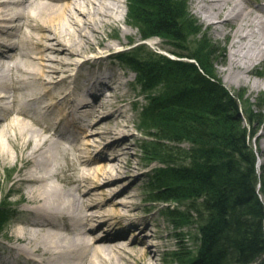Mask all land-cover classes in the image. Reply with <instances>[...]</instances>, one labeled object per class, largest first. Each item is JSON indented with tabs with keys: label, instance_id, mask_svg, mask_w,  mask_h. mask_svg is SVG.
I'll return each mask as SVG.
<instances>
[{
	"label": "bare ground",
	"instance_id": "1",
	"mask_svg": "<svg viewBox=\"0 0 264 264\" xmlns=\"http://www.w3.org/2000/svg\"><path fill=\"white\" fill-rule=\"evenodd\" d=\"M123 3L126 0H0V109H6L0 115V164L16 159L29 167L15 182L12 179L5 197L19 193L15 203L31 215L12 227L8 251L38 257L34 260L39 264H156L154 249L137 236L142 227L152 229L147 219L143 223L134 219L137 203L118 202V194L101 199L111 179L132 176L135 170L127 158V145H108L114 151L109 158L90 160L83 155L103 146L106 135L127 132L123 126L111 125L122 108L89 127L74 128L79 136L66 137L59 127L65 121L72 128L88 108L97 117L111 100L118 99L116 89L108 95L93 84L95 97L88 92L94 99L74 105L71 99L76 91L68 85L73 78L70 68L78 64L74 58L104 43L102 31L116 20L115 10L122 14ZM196 4L209 26L218 22L219 32L230 38L222 70L227 80L258 88L262 82L251 80V75L264 61V20L258 14L263 9L251 0H198ZM69 29V35L64 33ZM6 47L11 54L6 55ZM22 100L35 102L41 112ZM10 101L15 106L5 108ZM44 118L57 123L46 126ZM96 134L99 140L92 139ZM262 137L264 143V128ZM61 218L68 223L62 225ZM125 222L124 233L119 229L109 234ZM129 231L134 233L132 238ZM153 233L159 240L161 231ZM165 243L161 240L156 247L163 248Z\"/></svg>",
	"mask_w": 264,
	"mask_h": 264
},
{
	"label": "trees",
	"instance_id": "2",
	"mask_svg": "<svg viewBox=\"0 0 264 264\" xmlns=\"http://www.w3.org/2000/svg\"><path fill=\"white\" fill-rule=\"evenodd\" d=\"M127 7L128 24L143 40L162 36L185 51L174 52L178 59L143 57L137 45L117 58L138 74L145 94L160 89L141 113L146 137L155 140L144 150L152 159L165 157L151 182L156 201L185 202L184 210L168 208L166 215L197 226L199 246L188 263L264 264V164L258 169L249 144L263 114L240 104L243 97L217 79L216 45L204 34L196 38L201 28L186 0H128ZM2 208L0 231L7 216ZM184 254L178 253L179 262Z\"/></svg>",
	"mask_w": 264,
	"mask_h": 264
},
{
	"label": "rangeland",
	"instance_id": "3",
	"mask_svg": "<svg viewBox=\"0 0 264 264\" xmlns=\"http://www.w3.org/2000/svg\"><path fill=\"white\" fill-rule=\"evenodd\" d=\"M186 1L191 16L197 20V23L201 28V32L198 33L196 38H201L204 34L216 45L217 53L213 58V69L215 70L214 73L216 74L217 79L228 92L235 94L236 97H243V101L239 102L240 104L243 102L246 107H251L255 113L263 114L261 123L253 126L254 131L257 132L256 136L249 139L250 147L255 152L258 161V169H260L264 164V143L262 142L264 128V61L256 66L254 70L256 74L251 75V80L257 79L262 82L258 88L254 89L252 85H239L235 81H228L225 77V72L222 70L226 68L225 57L229 51L230 38L219 32L221 24L218 22L213 27L209 26L208 22L205 21L203 13L198 12L196 4L198 0ZM251 2L255 7H261L263 9V11L258 12V14L261 19L264 20V0H251ZM117 11L118 10H115L114 12L116 17L114 23L105 27L102 31V37L105 39L104 43L102 45H97L95 48L85 50L84 54L78 58H74V61L76 63L78 62L79 65L77 64L70 68V73L73 74V78L71 79L68 88L76 91V95H74L75 97L71 99L72 102L92 101L93 98L89 95L88 90L93 84L99 89L106 91L108 95L113 94V91L115 92L116 89L118 91V99L111 100L109 102L110 105L102 108L97 117H94L91 108L85 109L79 114L78 121L74 128L83 129L87 126L89 127V125L99 121L101 118L115 114L116 110L120 107L122 108V112L117 116L116 122L111 125L112 128L115 127L116 129L118 126H123L127 132L121 135L115 133L111 137L106 135L105 140L101 141H104L103 146L99 149H94L91 154L83 153L84 158L90 157L92 158H89L90 160H93V157L96 156H98V159H104L107 156L108 158L109 156H112L114 152L108 147L111 143L123 144L124 146L127 145L129 148L127 158L130 159L135 167L134 172L131 173L132 176H123L116 180L111 179L110 183L104 186L103 190H107V192L101 197V199L106 201L110 198L112 199L114 195L118 194V202L133 200L137 203L138 208L135 209L137 214L134 219L139 223H143V221L147 219L150 221L152 228H146V226L144 228L142 227L141 234H138L137 236H139V238H145V244L154 249L156 252V264H189L187 260L195 257L199 246L197 239L199 236L197 226L194 221H190L189 225H185L182 223L183 221L175 222L173 218L166 215L168 208L184 210L185 202L181 201L180 205H178L171 201L168 204L163 201H156L157 195L152 192L151 182L155 180L154 176L157 169L165 167L161 162L165 157L163 156L161 161L158 159H152L153 155L146 154L144 150V148H149V150H151L150 147L155 146V144H149L154 139L146 137L147 130H145L146 128L143 124L141 113L149 103L147 100L149 94L157 95L160 89L155 88L152 92L145 94L142 91V86L138 84L137 74L127 66L123 65L118 59H115L118 51H130L132 47L137 45L143 46L141 53L143 57L152 56L153 53H159L160 55L176 58L174 52L180 53L185 51L182 48L175 46L170 39L162 36L153 37L143 41L142 32L134 25L128 24L127 0L126 3H123L122 14ZM214 21H218V18H215ZM231 27L232 24L230 23L226 28L227 30H230ZM71 32L72 29L66 30V32L64 30V33H68V35ZM12 42H14V40L11 41V43ZM106 44H109L111 48H106ZM182 44L181 46L186 45L184 43ZM7 50L9 51L6 47V55L12 53L10 51L7 52ZM99 56L101 57L98 58ZM100 74L101 76L106 75L105 79H99V81H105V84H98L97 81ZM57 86L58 85L56 84L52 85V87ZM96 89L90 91L94 93L96 92ZM78 95L81 96L77 97ZM8 106H12L11 101ZM240 117L243 126L249 127V122L242 110L240 111ZM43 121L46 126H49V123L51 122H54L55 124L57 119L44 118ZM67 133L68 134L65 133L66 137L80 135L75 132ZM84 134L85 133L81 134V137H83ZM114 137H117V139L112 140ZM125 138H128V141H126ZM92 139L99 140V137H97L96 134ZM5 144L14 157L16 154L12 145L8 141L5 142ZM170 146L175 147L176 145ZM185 146L187 147L188 145ZM70 157L74 156L71 155ZM97 163V161L93 162L92 165H89V168L94 167ZM64 164L66 165L65 162ZM28 169L29 167L22 165L20 162H16V159L0 164V203L6 207L2 209H4L5 215H7L5 218L6 223L4 229L0 231V264H37L36 260H34L36 257L31 259L25 252L11 253L8 251V247L11 244L10 236L12 234V227L16 225L17 222L27 219V217H30L31 215L23 210V205L15 203L14 200L19 197V193L14 194V196L10 198L5 196L6 192L11 188V184H13L12 179L15 182V179L21 174L26 173ZM10 179L11 182H8ZM59 186L63 188V185ZM89 189L90 187L85 191L87 192ZM67 222L68 221L64 219L60 220L62 225H66ZM179 223L182 225L180 226ZM8 225L11 226L9 229ZM125 226H127V222L117 230L109 231V234L112 232L116 234L119 229V232H123ZM87 229L89 228L87 227ZM157 229L161 231L159 240L156 239L155 236L150 235L154 231H157ZM168 234L170 235V238H165ZM133 236L134 233L129 232L128 238H132ZM161 240L166 242L165 246L163 248L156 247ZM132 241L133 239L131 242ZM178 253H185V259L182 262H179Z\"/></svg>",
	"mask_w": 264,
	"mask_h": 264
}]
</instances>
